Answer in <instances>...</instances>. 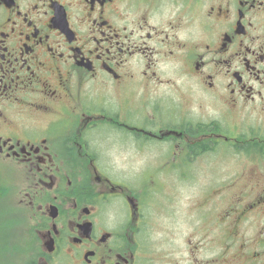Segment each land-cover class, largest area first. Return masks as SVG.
<instances>
[{
	"label": "flooded vegetation",
	"instance_id": "obj_1",
	"mask_svg": "<svg viewBox=\"0 0 264 264\" xmlns=\"http://www.w3.org/2000/svg\"><path fill=\"white\" fill-rule=\"evenodd\" d=\"M6 186L0 264H264V0H0Z\"/></svg>",
	"mask_w": 264,
	"mask_h": 264
},
{
	"label": "rangeland",
	"instance_id": "obj_2",
	"mask_svg": "<svg viewBox=\"0 0 264 264\" xmlns=\"http://www.w3.org/2000/svg\"><path fill=\"white\" fill-rule=\"evenodd\" d=\"M6 194L8 201H6V197H3V201H6L5 207L3 206L0 209L2 211L0 212V251L6 250L4 252H6V256L8 257H18L17 253L23 251L20 244L26 241L24 232L26 224L23 223V230L16 231L18 227V217L16 215L17 211L13 208L12 203L13 191H10L9 187H7ZM16 237H18V239H14ZM24 254L25 253H22V256H24Z\"/></svg>",
	"mask_w": 264,
	"mask_h": 264
}]
</instances>
